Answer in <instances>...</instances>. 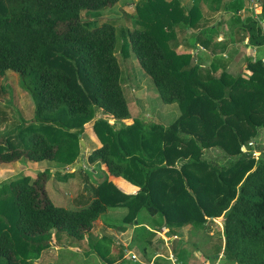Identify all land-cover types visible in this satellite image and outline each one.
<instances>
[{
  "label": "trees",
  "instance_id": "1",
  "mask_svg": "<svg viewBox=\"0 0 264 264\" xmlns=\"http://www.w3.org/2000/svg\"><path fill=\"white\" fill-rule=\"evenodd\" d=\"M3 1L5 9L0 10V75L7 71L19 75L22 88L29 93L34 104L33 120L28 124L36 123L38 128L41 125L47 135L35 131L25 147H13V142L21 143L18 141L19 132L30 121L22 118L21 123L0 135V164L24 156L33 161L55 160L69 166L78 157L79 135L89 122L93 120L91 126L95 132L104 128L109 133L110 118L117 120L131 116L117 56L122 36L121 54L126 57L133 52L162 102L178 103L184 108L170 128L161 127L162 137L154 142H143L141 135L157 131L155 124H146L136 118L128 124L129 133L137 129L139 138L133 133L128 139L124 138L122 145L131 154H144L148 159L145 165L115 162L113 158L118 147L105 138L101 139L99 147L87 154L88 163L103 164L110 175L122 177L137 186L136 194L144 195V205L149 213L164 215L168 222L182 223L185 218L197 226L196 220H204L203 214L210 218L223 216L224 245L221 248L220 241L217 251L223 250L224 258L229 262L264 264V157L255 159L242 152L249 139L255 138L260 130L264 131V62L260 57L247 60L243 68L250 74L246 77L233 75L226 67L217 75L212 61L204 68L199 64L191 65L189 53L177 52L178 41L171 46V37L168 40L165 34L153 30V20L149 24L144 18L147 24L139 23L140 15L147 7L161 5V10L168 11L167 15L171 16V24L176 26L183 22L186 34H190L191 29L198 36L202 35L206 26L203 21L209 18L201 9L206 0L192 5L177 0L165 1L167 5L162 0H138L136 22L140 25L122 27L121 36L112 21L92 23L89 18L119 0ZM174 1L177 5L173 6ZM260 1L258 18H254L249 9L244 17H234V22H239L240 26L226 34L227 38L232 37V42H241L247 37L251 46L264 45V30L260 25V21H264V0ZM240 7V4L227 5L224 2L222 6L235 14ZM148 24L154 32L148 30ZM197 42L210 48V41L201 36L197 37ZM97 112L102 117H96ZM0 114L5 116V111ZM181 127L201 139L203 147L215 142L213 135H217L219 145L227 153L230 148L229 155H237L227 166H213L212 175L208 172L212 176L209 180L203 176L205 163H192L194 175L183 165L189 179L195 182L194 187L190 186L191 192L183 190L182 177H179L176 188L171 185L160 187L165 177V181L172 176L176 180L170 164L173 165L180 152L175 147L172 153L173 147L162 141L169 138V131L177 137ZM217 127L221 128L219 133ZM59 129L62 135H57ZM151 143V147L148 146ZM80 169L82 166L73 170ZM49 175L50 171L44 170L36 173L33 179L21 175L9 180L2 188L13 186L10 194L2 195L3 189L0 188V264H39L36 261L41 252L52 245L78 249L86 246L85 250L96 248L100 238L95 236L97 238L92 241L91 237L95 221L109 207L128 205L131 212L126 217L130 216L135 198L139 196L114 190L117 186L106 177L94 187L93 198L85 199L84 193H78L74 200L76 208H67L56 205L48 196L45 182ZM88 187L87 183L83 188L87 194ZM116 228L122 231L126 226ZM116 260L107 259L106 262L115 263Z\"/></svg>",
  "mask_w": 264,
  "mask_h": 264
},
{
  "label": "rangeland",
  "instance_id": "2",
  "mask_svg": "<svg viewBox=\"0 0 264 264\" xmlns=\"http://www.w3.org/2000/svg\"><path fill=\"white\" fill-rule=\"evenodd\" d=\"M137 1L138 0H119L114 6L93 13V15L89 17L90 22L92 21V23H99L102 21H112L117 28L118 36H121L120 34L122 32V27L129 26L130 28H133L134 26H139L140 22L142 25H146L147 23L144 21L147 20L150 24V22L153 20L155 22V24L153 25V30L160 35L165 34V38H167L168 40L171 37V40L169 41V44L171 46L175 45V41H178V43H176V46L179 51L177 50V52L189 53L188 62L191 65H200V63L203 64V60L204 58H206V54L209 53L210 55V53H213L216 50V48L212 45L216 37L214 36L215 27L211 22H209L203 28L204 32H202V35L199 36H201V38H205L207 41L213 42L210 43V48L201 51L200 48H198V46L196 45L197 37H199L197 33L190 29V31L192 32L190 34H186L185 32L187 31V29H184L185 26L183 25V22L178 23L176 26L174 24H171V16L167 15L168 11L161 10V5H158L157 7H147V9L144 10L140 15L139 23L138 21L136 22ZM162 1H164L165 4V1L169 0ZM177 1L185 5H191V3L201 4L203 2V0ZM207 2V0L204 1L205 4H208ZM167 4L168 3L166 2L165 5ZM175 4L177 5L176 1H174L172 5L174 6ZM4 9V1L0 0V10L4 11ZM232 12V10H229L225 16L229 17V19L231 20H234L236 14L232 15ZM162 13L164 14L162 15ZM83 18H85V16H83ZM144 18H146V20ZM149 24L147 25L148 30L153 31ZM120 38L122 39V36ZM120 38L117 47V56L122 71L121 78L124 95L127 100L131 116L127 119H115L111 121L109 120V133L106 129L100 127V132L94 131L92 135L95 141L97 139L100 144H102L101 139L103 138H105L108 142L115 143V147H118V151L113 158L115 162H120L123 164L131 162L133 164L135 163L136 165H140L142 163L144 164L148 160L145 159L144 154L136 153L137 156L135 157V153L131 154L130 151L124 145H122V143L125 142V139H128L131 135H133V133V136L139 138V136L137 135V129L136 131L129 133L128 124L132 123V120L135 118L146 124H155L156 126L154 125V128L157 131H155L154 133H144L145 136L141 135L143 142H154V139H159V137H162L161 127H163L164 129L168 127L170 128V126H172L181 115L182 107L184 108V106L179 105L178 103L168 104L162 102L151 79L140 67L133 52L130 51L128 56L126 57L121 54ZM224 38H226V33ZM229 39H232V37L230 36ZM226 60L227 62L230 61L229 58H226ZM211 61L214 62L215 69L219 73L222 68H227V62L221 63L220 60H218L216 63V60L212 59L210 60L209 64L211 63ZM200 66H202V68L205 67L203 65ZM228 70L231 72V74H239L242 77H246L248 76L247 74H250L249 71L245 70L243 67H238L236 64H233V67L231 68L228 67ZM216 74L219 75L218 73ZM186 94L188 96L187 91ZM186 102L184 103V105H186ZM216 108L218 110L219 107ZM2 110L5 111V116L3 114H0V135L6 133L11 127L21 123L22 118L30 120L29 122L25 123L26 127L19 132L20 138L18 137V141H20L21 143L15 144V142H13V147H25L29 142L30 135L35 131H39L47 135L45 130L41 128V125H39L40 128H38V125L36 123H33V125L28 124L31 123V120H33L34 104L29 96V93L24 88H22L19 75L14 71H7L4 75H0V111ZM101 115L102 114L100 112L96 113V117H102ZM220 119L222 120L221 116ZM92 123L93 120L87 124V127L88 125H92ZM121 128L124 129L121 130ZM217 128V133H219L221 131V128ZM58 132V134L56 132L55 133L57 135L63 134L60 129ZM167 135H169V138L166 140L164 139L162 143L165 142L168 145L172 146V153L175 147L180 152L179 156L173 161V165L170 164L171 169L175 171L174 174H176V180L172 176L170 178H167V180L165 181V177L164 184H161L160 187H163L164 185V187L167 188V186L171 185L172 188H176L175 186L179 180V177H182V182L183 184H185L183 190L187 192L188 189V191L191 192V187H194L193 183L195 182H192V180L189 179L188 173H186V171L182 168L183 165L185 166L186 170L192 172V174L194 175L192 163H194L195 165H198L200 162L205 163L203 165L205 168V170L203 171V176L205 180H209V177L212 175L213 166H227L230 161H234V159L237 157V155L232 156L228 154L229 152H231L230 148L228 149L227 153V150L219 145L220 141H218L219 139L217 135H213V138L216 139V141L214 140L215 142L206 143V146L204 147L202 145L201 139L196 138V136H194L191 132L184 130V128L182 127L181 131L180 129L178 130V133L176 134L177 137L174 135L173 131L172 133L169 131V134ZM79 136L80 139L84 140L86 151L85 153L82 152L81 154L82 150L79 145L78 157L75 162L69 166L58 164L55 160L46 159L41 161H33L24 156L15 161L0 164V188L3 189L1 194L4 195L3 193H13V186H10L7 189L2 188L4 184L10 182L9 180L16 179L21 175H27L33 179L36 173L48 170L50 171V175L45 182V188L48 196L56 205H62L67 208H76V205H74V200L77 197L78 193H84L83 198L85 199L93 198V196H95L94 187L97 184H101L103 179L108 176V170L103 164L98 165L88 163L87 154L94 148L93 146L95 145L86 132L83 131V133ZM63 137L60 136L59 138ZM179 139H181V142L179 141ZM249 140L257 141L258 144L256 145V147L261 150V154L259 157H264V131L260 130L255 138H251ZM152 144L153 143L148 144V146L151 147ZM3 149H5L4 143ZM147 165L149 164L146 163V166ZM77 166H82V169L74 171L73 169L77 168ZM163 167L168 168V165H164ZM71 171H74V174H69ZM208 172H211V175ZM65 176L67 178H65ZM158 181L159 183H161L160 180ZM86 182L89 184V187L87 188L88 194L86 193L85 189H83L87 185ZM216 186H218V184H216ZM116 188L114 190H120L124 192L119 187ZM124 193L133 195L137 192ZM136 196L137 198H135V204L133 205L132 214L130 216L128 214V216L126 217L127 213L130 211V207L128 205L122 207H109L108 210L95 221L91 237H93L92 241H95V239L97 238L95 236H98V238H100L96 245V248L94 247L91 250H85L86 246L78 249V247L73 246L56 247L52 245L50 248H47L45 251H43V255L40 256L36 262L39 264L53 261L58 264H107V259L111 261L113 259L120 258V262L114 264H136L137 261H134L133 258L131 259L130 254L125 255V247L123 246L124 241L122 239L126 237V234H124V231L121 232L119 229H117L116 226L126 225L127 227H131L135 225L136 221L138 223L142 222L136 227L134 226L135 228L133 227L132 233L134 232L136 235L135 238H133V242L129 241L128 245V247L137 254V251H139L142 246H146L147 250H150L146 243V241L149 239V232L144 229V227L146 226L145 224H148L151 227L159 226L158 228H162L160 225H155L154 223H152L153 219L151 217H156L157 219H159L160 223L167 222L164 215L161 216L160 214L158 215L156 213L154 215H151L149 213L147 206L144 205L145 198L143 194L139 193L136 194ZM129 201L130 200H128L127 202ZM179 204L181 205L182 203ZM200 209V211H203L202 207H200ZM156 241H158V244L162 245L163 247L164 240H162L158 236V240L156 239Z\"/></svg>",
  "mask_w": 264,
  "mask_h": 264
},
{
  "label": "crops",
  "instance_id": "3",
  "mask_svg": "<svg viewBox=\"0 0 264 264\" xmlns=\"http://www.w3.org/2000/svg\"><path fill=\"white\" fill-rule=\"evenodd\" d=\"M207 1L208 4L203 3L201 9L203 11V15L208 16L209 18H207V21H203V23L207 25L210 21L215 27L214 36L216 39H214V42H209V44L213 42L212 45L216 48V50L213 53H210V55L209 53L206 54L203 64L200 63V65H209L210 60H212V58L214 59L215 55L219 57L215 59L216 63L218 60H220L222 63L227 62L226 58L230 59V61L227 62L228 65L226 68L228 72H230L228 67H233V64H236L238 67H243L247 60L254 59V57H260L264 62V45L259 47L251 46L247 43V37L241 42L234 40L232 42V39L230 40L227 37L224 38L225 33H232V31L236 29V26H240V23H235V19L231 20L229 17L225 16L229 10H225L226 7L222 8L223 2L227 5L240 4L241 7L237 9L235 16L244 17L247 14L249 0H215L214 2L211 0ZM192 4L193 3H191V5ZM233 14L235 13L232 12V15ZM196 45L201 51L208 49L204 47L206 45L202 44V42H196ZM109 120L111 121L115 119L110 118ZM84 132L90 136L91 141L95 145L93 146L94 148H97L101 145L97 139V142L95 141L92 135L94 130L91 125H88V127L84 129ZM107 179L126 193H135L138 190L137 186L133 185L131 182L122 177L113 176L108 173ZM203 217L204 220L197 219V226H194V222L185 218L182 223L180 221H176L175 223L168 221L165 223H160L159 219L152 216V223L155 225L158 224L162 228H158L159 226L151 227L144 223L146 225L144 229L149 232V239L146 241V243L150 250L148 251L146 246H142L140 250L137 251V254L132 249H130L128 245L129 241L133 242V238H135L136 235L134 232L132 233L133 227H136L142 222L138 223L136 221L135 225L131 227H127L125 225L127 228L122 230L124 231V234H126V237L122 239L124 241L123 246L125 247V255H131V253H133L135 255L133 260L137 261L136 264H173L171 257L176 258L180 264H237L225 260L223 250L220 249L217 251L220 247V241L221 248L224 245L223 216L210 218L203 214ZM152 231L154 233H152ZM158 236L164 240L163 247L162 245L158 244V241H156V239L158 240ZM43 251L41 252L40 256L43 255ZM119 262L120 258H117L115 263Z\"/></svg>",
  "mask_w": 264,
  "mask_h": 264
},
{
  "label": "built area",
  "instance_id": "4",
  "mask_svg": "<svg viewBox=\"0 0 264 264\" xmlns=\"http://www.w3.org/2000/svg\"><path fill=\"white\" fill-rule=\"evenodd\" d=\"M248 9L251 11L252 16L254 18H258L259 14L261 13V1L260 0H249L248 2ZM260 25L262 29L264 30V21H260ZM256 140H249L245 146L242 147V152L250 154L252 157L257 159L260 154L261 150H259L256 145H257ZM131 257L135 258V255L131 253ZM172 263L173 264H180L176 258L171 257Z\"/></svg>",
  "mask_w": 264,
  "mask_h": 264
},
{
  "label": "water",
  "instance_id": "5",
  "mask_svg": "<svg viewBox=\"0 0 264 264\" xmlns=\"http://www.w3.org/2000/svg\"><path fill=\"white\" fill-rule=\"evenodd\" d=\"M79 145H80V148H81V150H82V151H81V154H82V152L85 153V151H86V150H85L86 145H85V143H84V140L80 139V140H79ZM79 165H80V164H79Z\"/></svg>",
  "mask_w": 264,
  "mask_h": 264
}]
</instances>
